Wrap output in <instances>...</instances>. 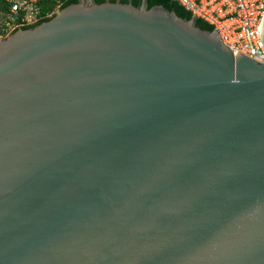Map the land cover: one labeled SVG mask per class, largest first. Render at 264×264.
<instances>
[{
	"label": "water",
	"instance_id": "water-1",
	"mask_svg": "<svg viewBox=\"0 0 264 264\" xmlns=\"http://www.w3.org/2000/svg\"><path fill=\"white\" fill-rule=\"evenodd\" d=\"M195 18L77 0L0 37V264H264V62Z\"/></svg>",
	"mask_w": 264,
	"mask_h": 264
},
{
	"label": "built area",
	"instance_id": "built-area-1",
	"mask_svg": "<svg viewBox=\"0 0 264 264\" xmlns=\"http://www.w3.org/2000/svg\"><path fill=\"white\" fill-rule=\"evenodd\" d=\"M65 0H0V37L14 27L48 16ZM218 34L235 51L256 62H264L260 28L264 0H172Z\"/></svg>",
	"mask_w": 264,
	"mask_h": 264
},
{
	"label": "trees",
	"instance_id": "trees-1",
	"mask_svg": "<svg viewBox=\"0 0 264 264\" xmlns=\"http://www.w3.org/2000/svg\"><path fill=\"white\" fill-rule=\"evenodd\" d=\"M77 0H65L60 7H63L69 3H74ZM96 3L102 2L103 0H94ZM120 2H125L126 0H119ZM140 0H130V3L133 5H138ZM153 4H160L166 9H171L174 11V13L181 17L185 18L187 15V12L183 10L176 2L172 0H146V7H149ZM194 25L197 26L200 29H208L211 28L209 25L205 24L204 22L200 21L199 19H194Z\"/></svg>",
	"mask_w": 264,
	"mask_h": 264
}]
</instances>
